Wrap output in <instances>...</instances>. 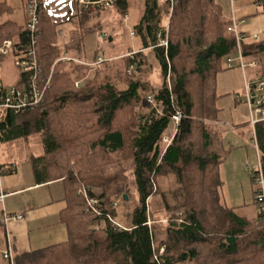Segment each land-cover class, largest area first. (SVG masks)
Here are the masks:
<instances>
[{
	"label": "trees",
	"instance_id": "1",
	"mask_svg": "<svg viewBox=\"0 0 264 264\" xmlns=\"http://www.w3.org/2000/svg\"><path fill=\"white\" fill-rule=\"evenodd\" d=\"M252 1L264 14V0ZM160 2L146 0L141 18L150 45L88 67L74 61L92 62L101 57L96 50L89 60L75 54L101 30L99 13L126 15L125 0L80 15L75 0H37L36 81L48 77V87L35 107L0 109V144L37 139L28 158L33 183L60 194L65 238L12 264H264V203L255 199L259 173L264 192V121L253 126L259 173L248 175L255 215L241 217L220 198L219 170L231 149L222 143L216 77L237 67H225L237 57L229 16L216 0ZM64 8L75 13L58 15ZM5 11L0 3V16ZM27 34L24 24L0 23V39L22 45L13 60L24 54ZM162 38L165 47L149 49ZM241 38L242 61L256 62L252 85L264 79V38ZM27 83L19 72L13 87ZM119 206L128 213L122 218Z\"/></svg>",
	"mask_w": 264,
	"mask_h": 264
},
{
	"label": "rangeland",
	"instance_id": "2",
	"mask_svg": "<svg viewBox=\"0 0 264 264\" xmlns=\"http://www.w3.org/2000/svg\"><path fill=\"white\" fill-rule=\"evenodd\" d=\"M61 1L56 0V2ZM22 2L23 0H0V3H4L9 7V11H5L0 16V23L8 20L16 24H22L23 10L20 9ZM216 2L220 5L223 14L229 16L232 12L234 17H244L242 21H237L240 27L248 24L251 19L262 15L257 14L258 9L251 4V0H216ZM125 3L126 15H120L114 9L99 13L96 20H98L101 30L86 36L83 40L81 52L75 54V57L80 60H89L96 50V53L105 60L116 59L130 49L140 48L143 43L151 44L150 38L145 34V27L141 25L146 0H125ZM158 4H161L160 0H158ZM248 5L249 7H246ZM167 11H169L167 8H163L165 16ZM65 13L71 16L75 12L69 8L57 12L58 15ZM164 15H161L163 21ZM257 36L264 38V33ZM159 42L152 47L150 46L149 49L159 47ZM61 44H65V39L62 38ZM80 63L89 62L80 61ZM243 71L244 74L242 75L240 69L235 67L216 77L215 92L216 95L222 97L216 101L215 107L219 109L217 117L223 123V146L231 149L219 170L222 182L220 198L226 207L238 208L236 210L237 215L250 219L255 215L256 208L252 205L253 187L250 184L248 175L249 172L257 171V158L250 140L251 131L244 99V81L247 82L250 75L255 74L257 70L255 68H245ZM18 76L19 72L13 65V58L11 56L0 58V84L2 87L8 88L15 85ZM172 130L173 124L170 123L166 132L171 133ZM7 145H9L7 151L13 158H21L26 153L36 154L39 150L38 141L34 137ZM131 178L132 176H129V179ZM129 204L131 207L137 204L136 196L132 191ZM117 213L120 218L128 214L123 206H119ZM161 225L163 224L155 225L158 231L161 230ZM0 264L7 263L0 260Z\"/></svg>",
	"mask_w": 264,
	"mask_h": 264
},
{
	"label": "crops",
	"instance_id": "3",
	"mask_svg": "<svg viewBox=\"0 0 264 264\" xmlns=\"http://www.w3.org/2000/svg\"><path fill=\"white\" fill-rule=\"evenodd\" d=\"M23 3L20 5L23 10ZM251 4L254 6L253 1ZM256 6V5H255ZM246 7H249L246 6ZM24 24V11L22 13ZM242 21L244 17H235ZM160 24H164L161 19ZM15 23V22H13ZM242 36L251 37L264 33V14L253 18L248 24L238 27ZM258 37V36H257ZM259 38V37H258ZM131 53L139 51L130 49ZM241 71V70H240ZM242 75L244 71H241ZM256 79L255 74L244 81V86ZM220 126L223 123H219ZM9 145L0 144V260L5 250V240L10 244L11 255L24 254L52 244L59 243L65 238L62 226L57 222L58 214L64 208L60 201V194L52 185L35 186L31 175L28 158L32 153L23 157H11L8 153ZM2 215L10 218L3 224Z\"/></svg>",
	"mask_w": 264,
	"mask_h": 264
},
{
	"label": "built area",
	"instance_id": "4",
	"mask_svg": "<svg viewBox=\"0 0 264 264\" xmlns=\"http://www.w3.org/2000/svg\"><path fill=\"white\" fill-rule=\"evenodd\" d=\"M232 1V0H230ZM76 2V13L80 15L86 10L95 11L97 9H110L113 5V0H97V1H86V0H75ZM37 0H26L24 5V29L28 32L27 37L29 39L28 46L24 51V54L19 57H15L13 60V65L17 68V70L24 75H28V83L26 85H22L21 88L16 87H8L2 89V94L0 96V109H8L14 113L19 111H24L25 109L35 107L41 104L43 95L45 90L48 87L49 78L47 77L45 80L40 82L36 81L37 77V59L34 52V33L36 32L35 26L37 23ZM230 25L227 28V31L233 35L234 42L236 44L237 57L233 59H226L225 67L227 69L232 68L233 63L237 64V67L242 71L245 68H255L256 62H243L240 53H239V42L242 39L241 34L238 31L239 23L235 19L233 13L231 12L229 15ZM59 35L62 34L59 33ZM63 38V37H62ZM254 41L258 40L257 35H253L248 37ZM99 39V38H98ZM159 47H165L166 42L162 38L160 40ZM17 51H22V45H15L10 40H2L0 39V57H6L11 55V53H16ZM21 53V52H20ZM106 61L102 57H97L94 61L89 63H80L78 61H74L76 63L83 64L88 67H95L99 64ZM78 84L75 83L74 87H77ZM1 88V87H0ZM244 99L246 108L248 111V124L251 131L250 140L252 142L256 158H257V171L259 173V163H258V153L256 149L255 139L253 135V126L261 121H264V79L256 80L252 85L246 84L244 86ZM147 102H150V99L147 98ZM180 116L177 114L175 117V122L179 120ZM163 143H168V139L163 138ZM256 184L259 187V191L255 195V199L262 200L264 203V192L262 187V179L260 173L256 180ZM2 195L0 194V203L2 201ZM19 216L6 217L2 215L1 222L5 224L8 219H17ZM1 257L3 260L7 261L8 264H12V255L10 250V244L8 240H5V250L2 252Z\"/></svg>",
	"mask_w": 264,
	"mask_h": 264
},
{
	"label": "water",
	"instance_id": "5",
	"mask_svg": "<svg viewBox=\"0 0 264 264\" xmlns=\"http://www.w3.org/2000/svg\"><path fill=\"white\" fill-rule=\"evenodd\" d=\"M108 40H109V39H108ZM163 80H164V79H162V82H163ZM123 199L126 200V199H127L126 196L123 195Z\"/></svg>",
	"mask_w": 264,
	"mask_h": 264
}]
</instances>
